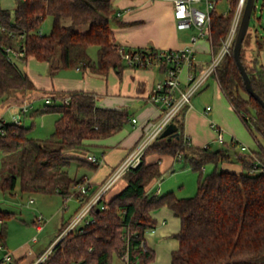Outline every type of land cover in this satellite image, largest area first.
I'll use <instances>...</instances> for the list:
<instances>
[{"label":"trees","instance_id":"16d2710c","mask_svg":"<svg viewBox=\"0 0 264 264\" xmlns=\"http://www.w3.org/2000/svg\"><path fill=\"white\" fill-rule=\"evenodd\" d=\"M237 1L229 0L230 8L224 14L215 10L211 13L214 51L221 48L228 36ZM15 3L14 14L0 6V24L7 27V31L0 33V97L4 99L14 90L37 89L28 73L9 57L7 47L24 51L17 59L33 56L51 62L53 72L75 67H90L100 73L111 69L121 72L127 65H149L130 64L121 57V44L111 26L112 19L118 17L112 0H15ZM255 10L256 6L253 14ZM49 15L52 28L46 34L41 26ZM257 21L250 23L241 58L254 90L264 99V66L258 55L253 54L264 46L262 16ZM253 42L255 48L251 47ZM92 45L98 46L96 62L89 50ZM233 46L234 39L217 67L216 77L244 122L264 141V107L247 91ZM157 49L155 46L128 48L132 55L139 52L144 58ZM160 65L165 70L167 63ZM52 97L44 111H58L60 116L47 138L30 137V128L22 122H5L0 118V153L12 163L10 172L0 177L3 190L12 192L20 181L23 192L58 193L63 197L71 194L72 188L85 177L71 176V163L90 169L98 167V163L71 151L87 148L88 139L117 133L130 119L126 108L97 105L94 92L53 91ZM183 115L174 119L179 134L158 135L145 150L142 161L120 178L125 181L124 187L109 199L105 193L90 208L87 216L94 220L69 231L38 264H113L115 255L125 257L126 264H149L155 258V251L146 245L145 233L156 226L152 212L161 206L169 207L181 221L180 229L174 234L179 247L172 251L171 264H264V147L240 156L241 171L224 169L221 163L231 158L230 149L213 150L208 145L189 143L183 129ZM166 154L182 156L184 166L199 172L194 195L179 197L173 191L148 194V184L162 175L161 164L150 157ZM207 163H213L214 168L205 173L203 167ZM95 191L82 194L75 190L80 204L74 215ZM12 215L10 211L0 210L1 223ZM74 215L62 222L61 231ZM6 233L4 225L0 244H4ZM19 260L16 263L22 264ZM34 261L35 258L26 264Z\"/></svg>","mask_w":264,"mask_h":264},{"label":"crops","instance_id":"0c3cea01","mask_svg":"<svg viewBox=\"0 0 264 264\" xmlns=\"http://www.w3.org/2000/svg\"><path fill=\"white\" fill-rule=\"evenodd\" d=\"M112 2L115 6L118 5L116 6L118 17L114 20V25L111 22V26L121 45L127 48L155 46L160 49H180L189 44L190 38L184 33L189 29H178L175 24L173 0H112ZM251 47L255 48L254 42ZM194 50L195 57L200 52L211 54L212 45L207 38H200L195 42ZM248 54L249 56L252 54L251 48ZM253 54L258 55L264 66V46ZM208 60L209 58H203L199 61L203 63ZM71 69L75 71L74 74L67 75L62 73L61 69L57 75L47 79L50 81L44 85L39 83L41 84L39 86L55 87L56 83L61 88L94 92L97 95V105L126 108L130 113L129 122L117 133L104 138L88 139L85 141L87 148L71 151L72 154L83 158L94 154L101 159L95 169L76 163V172L90 179L92 191L102 185L141 138L142 123L161 114L158 104L151 101L150 95L155 85L164 79L165 70L160 64H150L147 67L127 65L121 72L111 69L107 73L95 72L90 67ZM180 77L181 86L185 89L188 80L186 66L182 68ZM179 114L183 115V129L189 143L196 146L208 145L211 149L213 144H217L220 145L219 148L230 149L231 158L221 163L224 169L242 167L240 156H246L264 147L230 102L216 76L206 79L191 96L190 102L184 104ZM134 118L137 119L136 122L133 121ZM219 131L223 135L222 140L219 138ZM91 148L100 150L101 155ZM233 153L238 159L236 163ZM150 160L159 161L162 175L148 184V194L161 195L173 191L179 197H186L194 193L198 182L197 172L183 165L182 156L153 155ZM124 185V180H118L106 192V199L118 193ZM72 196V194L69 196L67 202ZM152 214L157 221L156 226L147 229L145 233L146 245L155 251V258L149 264H171L172 251L179 247V240L174 234L180 229V218L167 206L153 210ZM29 252L34 255L31 250ZM40 256L35 258L36 262ZM21 262L23 263V260Z\"/></svg>","mask_w":264,"mask_h":264},{"label":"rangeland","instance_id":"374dc122","mask_svg":"<svg viewBox=\"0 0 264 264\" xmlns=\"http://www.w3.org/2000/svg\"><path fill=\"white\" fill-rule=\"evenodd\" d=\"M0 5L9 8L14 14L16 5L15 0H0ZM116 6L118 7L117 4ZM255 6L256 10L251 18V25L257 24L258 16H262V22L264 24V0H256ZM229 8V0H218L215 7V12L218 14H224L229 10ZM114 20L115 19L113 18V25ZM66 21L69 22V20ZM51 28L52 16L49 15L42 23L41 29L43 33L47 34L51 31ZM184 33L187 38H190L189 41L191 42L190 36L196 33V28L193 27L189 30H185ZM89 50L92 60L96 62L98 60V46L92 45ZM196 57V60H202L203 58L210 59L211 54L200 52L197 53ZM58 59L59 53L55 58V63L58 61ZM15 62L20 68L24 69L28 73L38 90H14L9 94V97L6 99V101L3 97H0V118H2L5 122H13V115L20 113L22 123L30 128L28 132L30 137L40 139L47 138L55 130L56 120L60 116V112L58 111H44V108L48 102L47 99L53 100V91L59 90L62 92H67L72 91L74 88H61L58 87L55 82V87L39 86L41 85L39 83L44 85L47 81H50L47 79H51L52 76L57 75L61 70L60 69L57 72H53L51 62L49 61L39 60L33 56H30L26 60L16 59ZM61 72L67 73V75H70L68 73H75V71L71 68H63V71ZM21 106L27 107V109L21 110ZM1 131L2 130L0 129V134ZM261 142L264 144V141ZM219 147L220 145L217 144L212 145L213 150H217ZM91 149L101 155L100 150L95 148ZM233 159L235 163L238 161L234 153ZM11 165L12 163L9 160H5L3 154L0 153V177L10 172ZM213 168V163H207L204 165L203 171L208 173ZM231 170L241 171L242 167L240 166ZM69 172L73 177L81 175L80 172H76V162L71 163L69 166ZM196 172L198 181L199 172ZM168 175L172 174L168 173ZM197 187L198 182L192 195L196 193ZM74 192L75 188L73 187L71 190V194L73 196L67 202V204H65L64 197L58 193L48 194L23 192L20 188V181H18L16 189L12 192L3 190L0 187V210L10 211L13 213V215L6 219L4 223H0V231L4 225L6 226L7 230L5 242L3 244L4 249H0V254L1 256H4L5 252L9 251L12 253L13 259L11 261L7 260L0 262V264H17V260H19L21 257L23 258V263L20 261L21 259L19 260L20 263L26 264L33 257L36 258L38 255H43L49 248H51L61 232L62 222L68 220L72 215H74L79 207V198L74 194ZM30 198H34V200L30 201ZM40 215L44 217V228L42 230H38L35 223L36 217ZM35 236L37 237V240H33ZM30 250L34 252L33 256L30 254ZM125 259V257L122 259L115 255L113 264H126ZM35 263L36 261H34L33 264Z\"/></svg>","mask_w":264,"mask_h":264},{"label":"built area","instance_id":"2783aa9c","mask_svg":"<svg viewBox=\"0 0 264 264\" xmlns=\"http://www.w3.org/2000/svg\"><path fill=\"white\" fill-rule=\"evenodd\" d=\"M217 1L218 0H173V16L177 28L183 30L193 27L196 28V33L191 36V43L183 48H158L152 51L154 53L153 55H147L144 58L139 52L132 55V52L129 51L127 47L121 45L119 48L121 57L130 64L142 66L145 64L167 63L164 79L155 85L150 95L151 101L158 104L161 114L155 118H149L142 123L143 133L141 138L113 169L102 185L91 195L89 200L72 217L58 235L54 245L72 229L94 220L87 216L90 208L98 203L101 196L104 195L128 169L136 167L142 161L143 154L150 143L174 121L184 104L190 102L191 96L203 85L206 79L210 76L217 75V67L221 63L224 55L229 52L230 45L235 38L246 0L237 1L230 31L221 48L218 51H214L212 48L211 58L207 62L202 63L196 60L194 44L200 38H207L212 45L211 13L215 10ZM4 31H7V27L0 24V33ZM6 50L9 53V57L13 60L24 55V51H19L12 47H7ZM155 56L158 60H156ZM184 66L187 68L188 78L185 89L181 86L180 77V73ZM47 101L51 102V99H47ZM66 101H68V99H66ZM21 108V110L27 109V107L23 106H21ZM207 108L209 109L210 106H207ZM13 120L15 123H21V114H14ZM133 121L136 122L137 119L134 118ZM219 138L221 140L223 138L221 131H219ZM87 159L95 163L101 162V159L94 154L88 155ZM91 189L92 184L88 177H84L75 186V190L82 194H89ZM70 195L71 194L65 196V204H67ZM33 200L34 198H30V201ZM101 207L104 208L105 206L102 205ZM35 221L37 229L42 230L44 227V217L42 215L37 216ZM33 240H37V237L35 236ZM53 246L41 255L35 264L44 260L52 251ZM0 249H4L3 244H0ZM12 259L13 255L9 251H6L4 256L0 254V262L7 260L11 261Z\"/></svg>","mask_w":264,"mask_h":264},{"label":"water","instance_id":"95a60500","mask_svg":"<svg viewBox=\"0 0 264 264\" xmlns=\"http://www.w3.org/2000/svg\"><path fill=\"white\" fill-rule=\"evenodd\" d=\"M255 2L256 0H246L245 2L241 19L234 38L233 54L241 71V74L243 76L244 84L247 91L251 95H253L256 99H258V101L264 107V99L254 90L249 73L247 72L246 67L241 58V49L243 46V41L246 37V34L248 32L251 23ZM178 134H179L178 125L176 122L173 121L161 132L160 136L171 137Z\"/></svg>","mask_w":264,"mask_h":264}]
</instances>
